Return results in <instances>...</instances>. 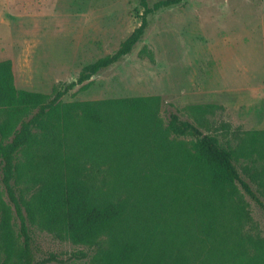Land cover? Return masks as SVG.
<instances>
[{
	"label": "trees",
	"instance_id": "trees-1",
	"mask_svg": "<svg viewBox=\"0 0 264 264\" xmlns=\"http://www.w3.org/2000/svg\"><path fill=\"white\" fill-rule=\"evenodd\" d=\"M185 1L141 0L140 25L117 51L51 95L19 90L12 62L0 61V264H40L33 226L94 249L89 264H264V239L244 233L251 217L237 186L264 211L237 168L256 154L264 162V131L236 134L233 148L199 117L214 105L165 121L160 96L62 100L129 55L151 14ZM254 170L264 188V164Z\"/></svg>",
	"mask_w": 264,
	"mask_h": 264
},
{
	"label": "rangeland",
	"instance_id": "rangeland-1",
	"mask_svg": "<svg viewBox=\"0 0 264 264\" xmlns=\"http://www.w3.org/2000/svg\"><path fill=\"white\" fill-rule=\"evenodd\" d=\"M143 11L141 0H0V61L12 62L19 90L51 95L75 82L86 65L115 53ZM148 20L129 55L62 100L160 96L165 121L171 112L190 118L189 106L214 105L199 117L233 148L236 134L264 131V0H187ZM263 164L256 154L240 159L237 168L264 202V188L250 175ZM237 186L251 217L243 221L244 233L264 239L263 209ZM13 223L17 231L16 218ZM30 230L40 264H89L94 254L36 226ZM81 251L87 259L72 256Z\"/></svg>",
	"mask_w": 264,
	"mask_h": 264
}]
</instances>
